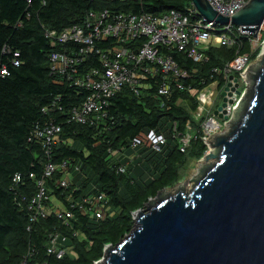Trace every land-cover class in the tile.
Returning a JSON list of instances; mask_svg holds the SVG:
<instances>
[{"label":"trees","instance_id":"16d2710c","mask_svg":"<svg viewBox=\"0 0 264 264\" xmlns=\"http://www.w3.org/2000/svg\"><path fill=\"white\" fill-rule=\"evenodd\" d=\"M190 6L191 0H0V70H6L0 74V264H18L24 256L27 264H93L107 244L115 245L131 231L135 210L184 179L203 156L207 145L191 112L196 101L178 90L167 97L156 96L155 89L134 95L124 86L109 98L100 124L68 121L69 111L87 92L70 85L65 73L51 72V54L69 52L74 44L47 36L82 24L93 10L159 15ZM248 38L234 32L232 45L210 46L206 63H192L182 53L172 56L181 67L196 68L197 76L207 77L213 66L249 52ZM260 50L259 44L251 60ZM179 97L185 100L178 103ZM47 123L60 127L49 155L29 140L33 129ZM150 130L165 139L159 152L149 147ZM187 133L195 137L180 151ZM133 138L141 144L132 147ZM65 160L71 183L60 187L64 172L56 169L44 178L50 197L67 205L69 199L80 202L103 193L107 213L96 218L80 202L67 225L53 215L31 221L26 203L37 191L35 180L43 177L48 162ZM51 232L59 234V246L65 248L61 258L47 253Z\"/></svg>","mask_w":264,"mask_h":264},{"label":"built area","instance_id":"2783aa9c","mask_svg":"<svg viewBox=\"0 0 264 264\" xmlns=\"http://www.w3.org/2000/svg\"><path fill=\"white\" fill-rule=\"evenodd\" d=\"M247 1L207 0L218 14L226 17H231ZM263 25L264 21L261 26ZM259 31L260 28L257 31L260 36L255 37L254 32H241V26L208 21L192 4L185 11L170 9L159 15L93 10L87 13L82 24L67 27L59 33H47V36L62 43L74 44L69 52L51 54L50 70L52 73H65V79L70 85L87 92L82 103L69 111L68 121L82 125H98L100 120H105L109 98L124 86L134 95L153 89L156 96L165 97L176 90L185 92L196 101L191 112L201 126L202 138L208 148L207 136L218 130L219 126L229 125V115L235 111L248 88L246 86L247 88L241 89L239 84L244 81L248 85L245 75L252 61L251 53L260 41ZM234 32L250 36L249 52L239 53L221 66H213L207 77L197 76L196 68L188 70L181 67L172 56L175 52L182 53L192 63H206L208 57L205 50L210 46L232 45L235 41ZM80 65H85L86 68L81 69L78 67ZM5 73V68H2L0 74ZM236 82L238 87L234 89ZM184 100L179 97L177 101L182 103ZM59 132L58 125L47 123L33 129L29 140L39 142L49 155ZM194 137L195 133L185 134L181 138L180 151H184ZM146 138L149 147L156 152L161 150L165 141L162 134L153 130L146 133ZM140 144L138 138L131 140L132 147ZM68 165L66 160L59 165L48 162L44 167L43 177L35 180L37 191L26 203L31 221L53 215L67 225L74 218L73 209L82 206L80 202L86 204L90 215H95L96 218H103L107 213L103 193L84 197L80 202L69 199L67 205L50 197L44 178L49 177L56 169H61L64 174L57 183L60 187L67 188L71 183ZM118 170L122 171L123 168L119 167ZM58 235L53 232L49 235L47 253L61 258L65 248L59 246ZM29 253L32 252L27 254ZM18 264H27L26 256Z\"/></svg>","mask_w":264,"mask_h":264},{"label":"water","instance_id":"95a60500","mask_svg":"<svg viewBox=\"0 0 264 264\" xmlns=\"http://www.w3.org/2000/svg\"><path fill=\"white\" fill-rule=\"evenodd\" d=\"M191 4L208 21L241 32H256L264 21V0H248L231 17L207 0ZM260 55L246 72L230 131L211 137L213 151L199 159L215 163L199 169L188 191L162 195L164 188L149 198L133 212L131 231L93 264H264V44Z\"/></svg>","mask_w":264,"mask_h":264},{"label":"rangeland","instance_id":"374dc122","mask_svg":"<svg viewBox=\"0 0 264 264\" xmlns=\"http://www.w3.org/2000/svg\"><path fill=\"white\" fill-rule=\"evenodd\" d=\"M260 34H261V36H263V34H264V25L263 26H261L260 27ZM256 33V37H259L260 35L258 34V32L256 31V32H254V34ZM260 40V39H259ZM262 41H258V45L259 44H261L262 42L264 43V36H263V39H261ZM262 43V44H263ZM260 52H261V50H260ZM259 56H261L260 55V53H259V55L254 59V60H252L251 61V63L252 62H254V61H256L257 60V58H259ZM246 86H248V85H246L245 83H244V81H240V84H239V87L241 88V89H243L244 87H246ZM247 88V87H246ZM232 115H233V113H231L229 116L230 117H232ZM230 117H229V119L227 120V122H229V125H221V126H219V128H218V130H216V131H214V132H211V133H209V135L207 136V137H209V139L208 140H210L211 139V137H213V136H215V135H220V134H224V133H228L229 131H230V127H231V125H230ZM219 120L222 122V120L219 118ZM203 130H204V128H203ZM189 135H190V133H188ZM133 151V150H132ZM208 151H213V148L212 149H210V150H208V148H207V150L205 151V153H207ZM134 152V151H133ZM215 161H216V159L215 158H210L209 160H198L189 170H188V174L186 175V177L184 178V179H182L180 182H178L177 184H175L174 186H172V187H168V188H166L163 192H162V195H164V194H172V193H174L175 192V190L177 189V188H179V187H183V189L185 190V191H188L191 187H192V185H193V178H195L198 174H199V169L201 168V167H207L208 165H210V164H212V163H215ZM53 200H54V198H53Z\"/></svg>","mask_w":264,"mask_h":264}]
</instances>
